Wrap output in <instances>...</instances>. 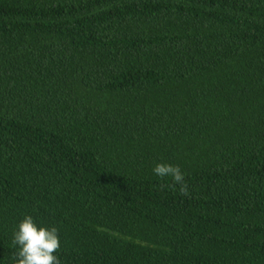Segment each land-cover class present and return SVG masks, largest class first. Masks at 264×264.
<instances>
[{"label": "trees", "instance_id": "1", "mask_svg": "<svg viewBox=\"0 0 264 264\" xmlns=\"http://www.w3.org/2000/svg\"><path fill=\"white\" fill-rule=\"evenodd\" d=\"M28 214L61 264H264V0H0V264Z\"/></svg>", "mask_w": 264, "mask_h": 264}, {"label": "clouds", "instance_id": "2", "mask_svg": "<svg viewBox=\"0 0 264 264\" xmlns=\"http://www.w3.org/2000/svg\"><path fill=\"white\" fill-rule=\"evenodd\" d=\"M152 171L160 178L171 177L174 186H181L182 194L188 193V185L178 165L159 162ZM13 245L16 247L14 264H61L58 255L61 249L59 229L38 222L31 214L25 215L17 224Z\"/></svg>", "mask_w": 264, "mask_h": 264}]
</instances>
